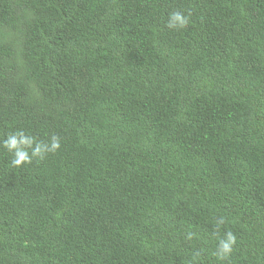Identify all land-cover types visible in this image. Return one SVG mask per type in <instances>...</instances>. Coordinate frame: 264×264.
Wrapping results in <instances>:
<instances>
[{"label":"trees","instance_id":"obj_1","mask_svg":"<svg viewBox=\"0 0 264 264\" xmlns=\"http://www.w3.org/2000/svg\"><path fill=\"white\" fill-rule=\"evenodd\" d=\"M126 1L0 0V264H264V0Z\"/></svg>","mask_w":264,"mask_h":264},{"label":"clouds","instance_id":"obj_2","mask_svg":"<svg viewBox=\"0 0 264 264\" xmlns=\"http://www.w3.org/2000/svg\"><path fill=\"white\" fill-rule=\"evenodd\" d=\"M119 11L121 17L127 12L137 16H143L147 13V0H127L120 4ZM191 13L187 15L181 11H172L168 14L167 27L172 29L186 28L190 23ZM0 146L12 154L10 166L19 168L25 164H31L33 160H43L48 154L56 152L61 147L60 137L52 135L50 140L45 142L39 140L35 135L25 129H16L9 132L6 137L0 138ZM226 217L221 216L217 219V227L226 224ZM192 233H188V238H192ZM237 245V236L227 231L223 237L218 239L215 255L221 261L230 259L235 246Z\"/></svg>","mask_w":264,"mask_h":264}]
</instances>
